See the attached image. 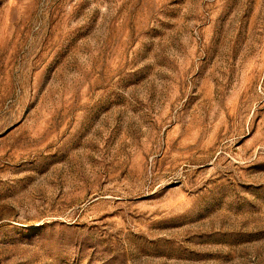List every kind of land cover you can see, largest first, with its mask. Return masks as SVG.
<instances>
[{
	"label": "rangeland",
	"instance_id": "374dc122",
	"mask_svg": "<svg viewBox=\"0 0 264 264\" xmlns=\"http://www.w3.org/2000/svg\"><path fill=\"white\" fill-rule=\"evenodd\" d=\"M0 264H264V0H0Z\"/></svg>",
	"mask_w": 264,
	"mask_h": 264
}]
</instances>
